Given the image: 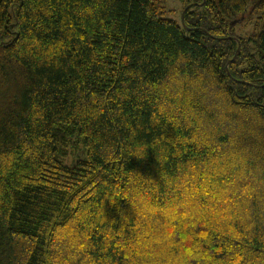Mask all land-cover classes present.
<instances>
[{"label":"trees","instance_id":"trees-1","mask_svg":"<svg viewBox=\"0 0 264 264\" xmlns=\"http://www.w3.org/2000/svg\"><path fill=\"white\" fill-rule=\"evenodd\" d=\"M179 1L0 0V264H264V0Z\"/></svg>","mask_w":264,"mask_h":264},{"label":"rangeland","instance_id":"rangeland-1","mask_svg":"<svg viewBox=\"0 0 264 264\" xmlns=\"http://www.w3.org/2000/svg\"><path fill=\"white\" fill-rule=\"evenodd\" d=\"M164 5H165L166 9L168 10V13L165 16L170 18V19L172 18V19H175L176 21H179L181 18V15H182V11L185 8V7L183 8L184 4L182 2L180 3L179 0H164ZM255 21H256V18L253 20V23ZM253 23L248 26V29H251L252 31H253V27H252ZM244 31L245 30L239 28L236 31V35L237 36L241 35ZM75 141L77 142V139H75ZM67 151H68V149L66 150V152ZM72 154L74 156V160H77L76 155L79 154L77 149H75V152L73 151ZM68 156L65 157L66 161L73 160V157L70 158V155H68Z\"/></svg>","mask_w":264,"mask_h":264},{"label":"clouds","instance_id":"clouds-1","mask_svg":"<svg viewBox=\"0 0 264 264\" xmlns=\"http://www.w3.org/2000/svg\"><path fill=\"white\" fill-rule=\"evenodd\" d=\"M52 55L53 54H51V53H45V54H43V57H44V59H51Z\"/></svg>","mask_w":264,"mask_h":264},{"label":"water","instance_id":"water-1","mask_svg":"<svg viewBox=\"0 0 264 264\" xmlns=\"http://www.w3.org/2000/svg\"><path fill=\"white\" fill-rule=\"evenodd\" d=\"M187 8V7H186ZM186 8H185V10H186ZM184 10V11H185ZM184 11L182 12V15H181V21H182V24L183 25H185V22H184V20H183V14H184ZM235 22H232L231 24H234ZM238 49H239V47H238Z\"/></svg>","mask_w":264,"mask_h":264}]
</instances>
